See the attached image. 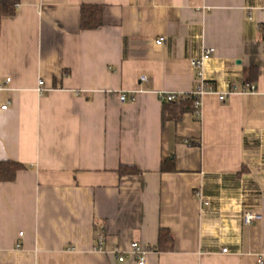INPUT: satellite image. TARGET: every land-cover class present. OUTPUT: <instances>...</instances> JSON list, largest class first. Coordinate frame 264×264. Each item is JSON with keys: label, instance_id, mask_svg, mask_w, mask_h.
Here are the masks:
<instances>
[{"label": "crops", "instance_id": "1", "mask_svg": "<svg viewBox=\"0 0 264 264\" xmlns=\"http://www.w3.org/2000/svg\"><path fill=\"white\" fill-rule=\"evenodd\" d=\"M82 6L103 25L83 30ZM200 85L199 116L173 120L159 94ZM248 85L264 91V0H19L0 33V161L27 169L0 182V264H137L115 255L136 241L145 264H264V99ZM161 231L171 250L153 249Z\"/></svg>", "mask_w": 264, "mask_h": 264}, {"label": "trees", "instance_id": "2", "mask_svg": "<svg viewBox=\"0 0 264 264\" xmlns=\"http://www.w3.org/2000/svg\"><path fill=\"white\" fill-rule=\"evenodd\" d=\"M19 0H0V33L2 23L5 19L14 17L17 13V5ZM81 28L83 30H95L103 25V8L98 6H82L81 8ZM263 29V27H262ZM167 106L174 105L171 110L174 113L173 120H178L183 113L188 111H194L193 98H185L171 103H165ZM170 116V114H169ZM172 119V118H171ZM27 169V166L20 164L14 160H2L0 161V182L9 183L14 182L17 178V174ZM173 165L169 167L163 163L162 171L172 170ZM120 176L125 175H140L141 172L134 166H121L118 170ZM173 248L172 238L166 231H161L159 236V243L153 248L156 251H168Z\"/></svg>", "mask_w": 264, "mask_h": 264}, {"label": "built area", "instance_id": "3", "mask_svg": "<svg viewBox=\"0 0 264 264\" xmlns=\"http://www.w3.org/2000/svg\"><path fill=\"white\" fill-rule=\"evenodd\" d=\"M164 39L161 38L157 44L161 45L163 43ZM214 53V50L213 49H207L205 50V52L203 53V55L201 56V58L199 60H195L193 61V65L200 70L201 66H202V63L205 61V59H208L211 55H213ZM10 80H8L7 82H9ZM141 81H146V77H142L141 78ZM41 86H43V82L40 81L39 82V88H38V91L41 92L42 89L40 88ZM205 88L204 86L200 85L198 87L197 90L193 91L192 93L190 94H173V93H166V92H163V93H160L159 94V100L161 101V103H171V102H175V101H178V100H182V99H185V98H193V103L194 104V108L196 110V113L197 115L199 116V112H200V104L201 103V97L202 95L204 94L205 92ZM244 94H257V95H262L263 99H264V91H261L257 86L255 85H248L244 91H243ZM122 102H125L127 101V95L126 94H122L120 96ZM225 99V96H220V100L223 101ZM135 100V97L132 98V101ZM4 110L7 109V106H4L2 107ZM262 219V216L261 214H258L256 212H247L244 214L243 216V224L244 226H251L253 224L254 221L256 220H260ZM20 236H22V234H20ZM102 244H103V237L100 236L99 239H98V245H99V248L102 247ZM21 245L18 244L17 248H20ZM152 251V249H150L149 247L147 246H143L139 243L134 242L131 244V247H130V250L127 252V254H119L120 252H116L115 251V255H117V260L119 262H124L126 258H131V259H134L137 261V264H145L146 262V258H147V255ZM225 253L227 252V249H224L223 250Z\"/></svg>", "mask_w": 264, "mask_h": 264}]
</instances>
